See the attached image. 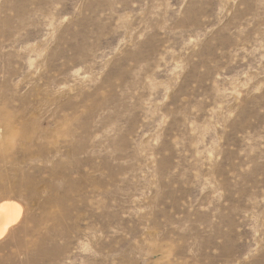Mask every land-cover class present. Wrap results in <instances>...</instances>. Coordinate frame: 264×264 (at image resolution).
<instances>
[{"label":"rangeland","instance_id":"obj_1","mask_svg":"<svg viewBox=\"0 0 264 264\" xmlns=\"http://www.w3.org/2000/svg\"><path fill=\"white\" fill-rule=\"evenodd\" d=\"M0 264H264V0H0Z\"/></svg>","mask_w":264,"mask_h":264},{"label":"bare ground","instance_id":"obj_2","mask_svg":"<svg viewBox=\"0 0 264 264\" xmlns=\"http://www.w3.org/2000/svg\"><path fill=\"white\" fill-rule=\"evenodd\" d=\"M19 216L20 207L17 204L5 202L0 205V236L5 234L8 226L15 223Z\"/></svg>","mask_w":264,"mask_h":264}]
</instances>
